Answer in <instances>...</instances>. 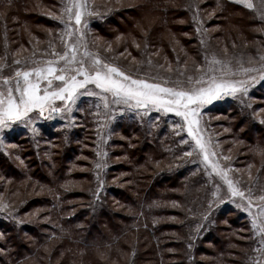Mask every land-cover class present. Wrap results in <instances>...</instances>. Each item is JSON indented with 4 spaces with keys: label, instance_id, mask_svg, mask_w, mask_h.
Returning <instances> with one entry per match:
<instances>
[{
    "label": "rangeland",
    "instance_id": "obj_1",
    "mask_svg": "<svg viewBox=\"0 0 264 264\" xmlns=\"http://www.w3.org/2000/svg\"><path fill=\"white\" fill-rule=\"evenodd\" d=\"M206 1H186L181 10L186 12L183 18H179L180 14L168 16L177 18L176 22L189 24L190 32L183 35L173 33L167 27H160L158 11L147 0H88L94 15H85L81 25H75L74 19L71 24L79 27L85 35L89 51L99 54L107 62L133 75V78L161 83L166 87L177 86L176 82L180 81L182 83L179 86L185 88L199 87L196 80L206 81L212 76L246 82V93L222 95V98L200 109L199 124L196 126L197 135L202 136L207 144L210 162L227 172L234 187L244 194L242 197L233 196L224 179L205 164L203 154L196 149L195 141L188 134L187 125L181 117L171 112L156 111L151 107L129 109L126 105L114 103L113 97L106 93L79 95L75 104L56 100L54 106L61 111L49 113L46 110L43 116L38 111H33L29 114L30 119L25 117L24 121L4 128L0 131V158L13 164L24 163L19 153L32 150L41 164L45 160L42 159L45 154H41V151L54 147L57 149L54 156L57 160L53 165L59 168L61 164H65L66 168L67 164L69 167L64 173L65 179L73 181L74 191L82 194L74 202L78 205L86 204L88 196L89 201H92V206H89L91 214L97 213L95 209L104 202H111V207L121 211V205L117 203L113 193L117 190L129 193L128 188L132 185L134 168L137 166L130 163L135 161L134 158L124 156L126 152L121 147L127 139L121 132L129 129L141 135L147 134L148 143L152 147L149 155H157L154 158H159L157 162L165 163L163 160H166V164L176 167V177L171 182L168 181V186L177 184L170 186L172 190L165 189V201L175 197L177 193L180 195L182 185L188 193L194 194L195 190L188 179L198 181L201 192L204 191L199 207L203 214L196 217L194 209H187L186 212L190 224L187 226L184 222L186 233L181 242L183 255L189 262L187 264H192L194 260L206 264L218 254L224 257L226 264H264V233L260 231L264 227V217L257 220L256 228L252 226L253 218L259 214V206L264 205V200L260 199L264 197V166L258 168V157H251V160L244 157L232 159V148L236 145L232 139H236L238 134L246 133L240 138L244 147H251L249 135L254 139V144L263 143L260 135L252 131L253 127L250 128L251 124L246 116L253 117L254 123L264 127V6L261 0H250L253 8L248 9L235 0H229L240 6L241 12L220 13L219 4L205 7ZM166 2L169 4L168 0ZM182 2L183 0H172L170 7L174 10ZM13 4L14 1L9 6L0 5V65H5L0 73V80L14 77L17 68L30 70L46 66L48 61H59L54 53L62 55L66 50L65 45H70L81 34L77 32L72 37L65 34L64 25L60 23L61 9L64 6L62 0H28L26 8L34 15L24 18L18 16L10 23L8 13L15 11ZM129 8L133 9L130 11ZM242 11L251 18L246 19ZM135 17H138L137 21ZM38 18H43L46 23H40ZM63 19L67 22L68 16L63 14ZM114 22L117 23L116 26H112ZM127 22L136 23V27L128 28ZM13 25L14 29L11 27ZM245 25H249L248 29L244 28ZM15 29L17 36L13 37L11 31ZM154 34L160 35L161 45L152 41L151 35ZM181 36L191 38L186 40L188 47L178 41ZM165 44L171 47L167 48ZM83 51L81 47L80 53ZM16 60L20 61L19 65L14 63ZM213 60L219 63H213ZM54 66L64 67V62L59 61ZM189 77H192L191 81ZM77 79L83 77L78 76ZM46 86L47 82L41 81V88ZM56 86H61V82L53 80L52 90ZM86 88L100 93L95 85L89 84ZM83 91L84 89L80 90L81 93ZM101 95L107 98V109ZM66 107H70L71 111H67ZM63 138L67 144L64 147H73L69 154L61 153ZM90 138L91 141H88ZM84 139L88 141H84L86 145L81 143ZM131 139L138 146L142 143L139 137L131 136ZM113 141L116 143L114 148L110 145ZM117 151L123 156H119ZM187 152L193 154L189 156L186 155ZM25 161L28 162V167L41 171V167H33L29 158ZM98 163L104 166L98 168ZM116 165L119 167L115 169ZM10 174L13 177V173ZM141 182L144 183L145 180ZM27 183L26 177L17 182L0 174V255L9 249L13 252L17 250L6 242L7 237L13 235L10 233L12 225L29 226L32 225L31 219L34 216H40L39 220L46 218L41 215L45 209L42 205L44 202L27 206L30 198L37 195L34 185L29 189ZM34 183L40 184L37 180ZM44 192L41 191L36 197H41ZM19 202L22 203V210L20 208L18 211L15 204ZM174 204L179 205L176 202ZM178 209H182V205ZM220 209L241 216L236 225L226 223L221 229L214 231L216 214ZM23 231L22 240L27 248H31L33 233L26 229ZM204 235L206 236L203 237ZM49 236L52 238L54 234L49 233ZM203 238L205 239L201 241ZM129 239L130 237L127 241ZM65 247L66 243L61 245L55 240L52 245L41 248L38 256H26L24 264H45L49 251V262L75 264L72 255H65ZM19 252L22 256L28 254L23 249ZM44 253H47L46 256ZM113 255L126 258V251L118 248V253ZM84 256V261L90 260L93 264H113V256H105L102 247L92 248Z\"/></svg>",
    "mask_w": 264,
    "mask_h": 264
},
{
    "label": "trees",
    "instance_id": "obj_2",
    "mask_svg": "<svg viewBox=\"0 0 264 264\" xmlns=\"http://www.w3.org/2000/svg\"><path fill=\"white\" fill-rule=\"evenodd\" d=\"M12 1H14V12L8 13L10 17V23L14 22L16 17L24 18L25 16H30L31 13L26 8L28 0H0L1 6H9ZM155 6L158 11L159 16V26L167 27L173 33L178 32L180 34L190 32V26L187 23L176 22L177 18H168L174 14H180L179 18H183L186 15L185 11H181L184 8V3L189 0H183L182 5L175 8L174 10L170 7L166 0H147ZM206 6L214 7L215 4H219L220 13L233 11H240V6L236 5L234 1L229 0H207ZM200 7V6H199ZM201 8V7H200ZM133 8H129L131 11ZM185 10V9H184ZM34 15V14H31ZM242 15L246 19L248 14L242 11ZM18 17V18H19ZM138 17H135L137 21ZM40 23H46L42 18L39 19ZM115 22L112 26H114ZM117 23L115 24V26ZM14 29V25L11 26ZM128 28H135L136 23L127 22ZM249 25H245L244 28L248 29ZM12 36L16 35V29L11 31ZM247 34V33H246ZM152 41L161 45V37L158 34L151 35ZM191 38H180V43L183 46L188 47L189 44L186 40ZM179 43V42H178ZM187 43V44H186ZM165 47H171L169 44H165ZM253 117L246 116V119L250 122V128L253 127V132L263 140V143L254 144V139L249 135L248 140L251 145L244 147L240 142V138H243L246 133L238 134L236 139H232L236 142L232 150L234 151L232 159L239 160V157H244V159L251 160V157H258L259 163L258 168L264 166V127L257 123H254ZM264 119V118H263ZM121 135L127 139L122 145V150L126 152L124 156L127 155L133 165H137L134 168V176L132 185L128 188V192L124 190H117L113 193V197L117 199V203L121 205L122 210L117 211L114 206L111 207V202H104V204L95 209L97 213L91 214L89 206L91 205V200L89 201L88 196H86V204H80L74 202L76 199H80L82 194L75 192V183L73 181L65 179L66 171L69 167L66 164H61V166L55 167L53 164L57 160L54 156L57 149L52 147L51 149L42 150V159H45L40 164V159L35 157V153L32 150H25L20 152L19 156L24 161V163L15 162L9 163L6 160L0 158V174L5 178H13L17 182H20L25 177L27 178V186L34 185V192L37 195L44 192L41 197L33 196L30 198L27 206L30 204L35 205L37 202L42 203L45 209L43 214H41L45 219L39 220L40 216L31 219L32 225H22L17 224L12 225L11 236L7 237V244H12L17 250L15 252L6 250L5 254L0 255V264H24L27 260L26 256L35 257L39 255L41 248L45 246L52 245L53 241H59V244L66 243L64 248L66 256L72 255L74 257L75 264H93L90 260L84 261V255L92 248L102 247L104 249V255L107 257H112L113 264H187L189 263L183 255V245L181 239H183L186 230L185 223L188 226L190 224L189 216L186 214L187 209H194L196 217L203 214L201 212L200 202L204 197V191L201 192V185L198 181L193 179H188L192 183L191 187L195 190L194 194L188 193L186 189L180 190V195L166 199V190L171 189L176 186L172 184L168 186V181L171 182L176 175V167L173 168L172 165L157 162L159 158L154 160L157 155H149L152 147L148 143L147 134H140L137 132H132V130L124 129ZM131 136L139 137L142 142L140 146L136 145ZM78 136H75L77 138ZM85 139L81 141L83 145ZM91 141V138L90 140ZM86 141V142H88ZM80 144V143H79ZM63 152L71 153L73 147L66 146V141L63 138L61 141ZM112 148L116 146L113 141L110 143ZM111 151V157H112ZM119 156H123L120 151H117ZM30 154V155H26ZM50 154V155H49ZM49 155V156H46ZM34 156V157H33ZM161 157V155H159ZM26 158L31 160L34 168L41 167V171L34 170L28 167V162ZM163 158V157H162ZM53 162V163H52ZM84 166V165H83ZM119 167L116 165L115 169ZM5 167V169H4ZM114 168V167H113ZM2 170V171H1ZM13 173V177L11 174ZM34 180L39 181L40 184L34 183ZM141 180H145L144 183ZM44 186V187H43ZM168 186V187H166ZM50 189V190H49ZM2 190V188H0ZM186 191V192H185ZM182 193V195H181ZM112 196V195H111ZM35 197V198H34ZM80 197V198H79ZM41 199V200H40ZM179 205H175L174 203ZM117 203L115 205H117ZM22 203H16L15 209L18 211L21 208ZM182 205V209L178 207ZM27 208V207H26ZM228 209L227 207H222V209ZM22 210V208H21ZM221 210V209H220ZM219 210V211H220ZM181 211V212H180ZM218 211V212H219ZM18 215V213H16ZM230 216V217H228ZM240 214H235L234 212H226L221 210L216 214L214 231L221 229L223 224L236 225L240 219ZM18 217H21L18 215ZM87 219V221H86ZM221 223L219 226L218 224ZM57 228V229H56ZM7 229V228H6ZM33 233V243L31 248L25 246L22 240L23 230ZM64 229V230H62ZM14 230V231H13ZM8 234V232L6 231ZM49 233H53L54 236L51 238ZM242 236H248L247 234H241ZM204 235L203 237H205ZM127 241V238H129ZM55 239V240H54ZM203 238L201 241H203ZM243 246L244 244H240ZM25 247V248H24ZM61 247V246H60ZM59 247V249H60ZM118 248L126 251V258L120 255H113L118 253ZM27 251L28 254L22 256L23 254L19 252L20 250ZM117 251V252H116ZM196 251V249H195ZM5 252V249H4ZM47 253H44L46 256ZM50 251L47 256L49 257ZM54 255V254H53ZM52 255V256H53ZM47 256L45 264H53L49 262ZM205 264L204 262L194 260L192 264L195 263ZM69 263V261H68ZM58 264H61L58 263ZM67 264V262H66ZM106 264H109L108 262ZM206 264H226L224 257L219 254L214 257L212 261Z\"/></svg>",
    "mask_w": 264,
    "mask_h": 264
},
{
    "label": "snow or ice",
    "instance_id": "obj_3",
    "mask_svg": "<svg viewBox=\"0 0 264 264\" xmlns=\"http://www.w3.org/2000/svg\"><path fill=\"white\" fill-rule=\"evenodd\" d=\"M235 2L243 4L248 9L253 8L250 0H235ZM62 3L64 6L61 9L60 23L64 25L65 34L72 37L81 30L79 27L72 26L71 21L74 19L75 25H81L85 15L91 16L94 13L90 9L88 0H66V2L62 0ZM261 3L264 6V0H261ZM63 14L68 16L67 22L63 19ZM84 26L87 27L86 24ZM81 47L84 49L83 53H80ZM65 48L62 55L54 53L59 57V61L64 62V67L54 66L59 61H48L46 66L30 70L17 68L14 77H4L0 80V131L10 127L11 124L24 121L25 117H29L33 111H38L41 116L46 110L49 113L61 111L54 106L56 100L75 104L79 95L110 94L114 103L126 105L129 109L151 107L156 111L171 112L177 117H181L187 125L188 134L195 141L196 149H199V152L203 154L205 164L224 179L233 196L242 197L244 195L234 187L226 171L220 169L216 163L210 162L207 144L202 136L197 135L198 128L196 126L199 124L200 109L222 98V95H235L237 92L246 93V82L217 79L212 76L206 81L196 80L199 87H181L179 86L182 83L180 81L176 82L177 86L166 87L161 83H150L146 79L133 78V75L125 73L119 67L107 62L99 54L92 53L88 50L87 41L82 32L70 45L66 44ZM212 62L219 63L215 60ZM14 63L19 65L20 61L16 60ZM4 67L5 65H0V73ZM245 71L250 70L245 69ZM73 72L75 74H70ZM78 76L83 79H77ZM152 79L154 80L155 77ZM188 79L191 81L192 77ZM53 80L61 82V86H56L55 90H52ZM41 81H46L47 86L41 88ZM89 84L95 85L100 93L89 91L86 88V85ZM81 89H84L82 93ZM101 99L105 101L104 107L107 109L109 104L106 96L101 95ZM66 110L71 111V108L66 107ZM192 154V152L186 153L189 156ZM104 155L107 154L104 153ZM103 166L100 163L97 164L98 168ZM260 199L264 200V197ZM249 208H251V201H249ZM261 217H264V205L259 206V214L253 218V228L257 227V220ZM260 231L264 233V227H261Z\"/></svg>",
    "mask_w": 264,
    "mask_h": 264
}]
</instances>
